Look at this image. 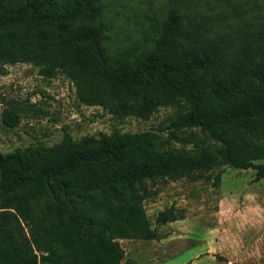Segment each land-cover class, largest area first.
Masks as SVG:
<instances>
[{
    "label": "trees",
    "instance_id": "16d2710c",
    "mask_svg": "<svg viewBox=\"0 0 264 264\" xmlns=\"http://www.w3.org/2000/svg\"><path fill=\"white\" fill-rule=\"evenodd\" d=\"M109 4L0 0V74L15 63L61 73L80 103L118 119L175 107L171 136L64 131L0 151V264H136L118 239L154 238L144 201L158 184L209 180L221 165L264 176V0H163L129 41ZM2 117L18 122L11 109ZM190 128L199 133L178 134ZM182 218L173 207L156 216Z\"/></svg>",
    "mask_w": 264,
    "mask_h": 264
},
{
    "label": "rangeland",
    "instance_id": "374dc122",
    "mask_svg": "<svg viewBox=\"0 0 264 264\" xmlns=\"http://www.w3.org/2000/svg\"><path fill=\"white\" fill-rule=\"evenodd\" d=\"M160 2L163 0H110L117 40H131L144 13L155 11ZM6 109L17 115L16 125L4 123ZM174 113L175 107H160L148 119H118L101 106L80 103L74 83L61 73L45 77L33 64L15 63L6 65L5 73L0 74L2 153L52 145L64 131L75 140L100 131L148 129L169 137ZM192 132L199 133L190 128L178 134ZM171 143L190 146L174 138ZM156 188L158 194L144 201L154 238L119 239L127 251L125 258L135 254L138 264H264V176L256 178V168L221 165L211 170L209 180L179 178ZM167 207L184 218L158 222L157 213Z\"/></svg>",
    "mask_w": 264,
    "mask_h": 264
},
{
    "label": "crops",
    "instance_id": "0c3cea01",
    "mask_svg": "<svg viewBox=\"0 0 264 264\" xmlns=\"http://www.w3.org/2000/svg\"><path fill=\"white\" fill-rule=\"evenodd\" d=\"M129 241L130 240H132V239H128ZM118 241H119V239H118ZM124 250H125V256L127 255V251H126V249L124 248ZM127 258H130V259H132V260H134L135 261V263L136 264H138V261H137V258H136V255L134 254V255H129ZM193 263V262H192ZM191 263V264H192ZM175 264H178V263H175Z\"/></svg>",
    "mask_w": 264,
    "mask_h": 264
}]
</instances>
